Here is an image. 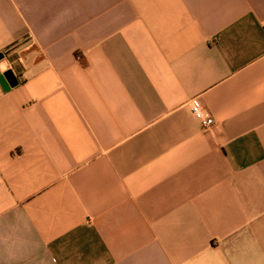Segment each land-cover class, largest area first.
<instances>
[{
    "label": "crops",
    "instance_id": "crops-1",
    "mask_svg": "<svg viewBox=\"0 0 264 264\" xmlns=\"http://www.w3.org/2000/svg\"><path fill=\"white\" fill-rule=\"evenodd\" d=\"M0 55V264H264V0H0Z\"/></svg>",
    "mask_w": 264,
    "mask_h": 264
},
{
    "label": "built area",
    "instance_id": "built-area-1",
    "mask_svg": "<svg viewBox=\"0 0 264 264\" xmlns=\"http://www.w3.org/2000/svg\"><path fill=\"white\" fill-rule=\"evenodd\" d=\"M192 110L195 116L203 125V127L209 129L214 125L215 119L212 117V115L206 113V110L198 100H194L192 102Z\"/></svg>",
    "mask_w": 264,
    "mask_h": 264
},
{
    "label": "water",
    "instance_id": "water-1",
    "mask_svg": "<svg viewBox=\"0 0 264 264\" xmlns=\"http://www.w3.org/2000/svg\"><path fill=\"white\" fill-rule=\"evenodd\" d=\"M0 83L2 84L5 90H8L13 86H15L16 81L13 80V72L12 71L2 72L0 70Z\"/></svg>",
    "mask_w": 264,
    "mask_h": 264
}]
</instances>
